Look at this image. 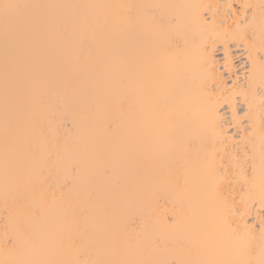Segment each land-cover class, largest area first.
<instances>
[{
	"label": "bare ground",
	"instance_id": "6f19581e",
	"mask_svg": "<svg viewBox=\"0 0 264 264\" xmlns=\"http://www.w3.org/2000/svg\"><path fill=\"white\" fill-rule=\"evenodd\" d=\"M2 3L0 264H259L264 0Z\"/></svg>",
	"mask_w": 264,
	"mask_h": 264
},
{
	"label": "snow or ice",
	"instance_id": "6c2138e0",
	"mask_svg": "<svg viewBox=\"0 0 264 264\" xmlns=\"http://www.w3.org/2000/svg\"><path fill=\"white\" fill-rule=\"evenodd\" d=\"M18 7H20V6L15 5V4H10V3L0 4V9H3L4 14H5V18H7L8 13L11 9L18 8ZM262 59H264V57H262ZM74 171H75V169H74ZM215 171L218 172V183L216 185L217 192L220 193L221 195H223L224 186L226 184H230L232 182L231 177L229 176V169L227 167L221 165V167ZM252 172H253V176H254L255 175V168L254 167L252 168ZM261 176H262V179H264V155H262V160H261ZM245 182H247V180ZM224 199L226 200L227 197H224ZM218 220L224 228H231V225L228 223L227 218L224 217L223 215H221L218 218ZM166 223L174 226V225L179 223V220H178L177 216L175 214H173V215H170L166 218ZM232 231L235 232L236 230L232 229ZM261 236L264 237V226L261 227ZM178 243L181 247L185 246L184 241H179ZM246 251L247 250L245 249V252ZM203 264H253V261L251 259L210 260V261L203 262ZM259 264H264V258H262L259 261Z\"/></svg>",
	"mask_w": 264,
	"mask_h": 264
}]
</instances>
